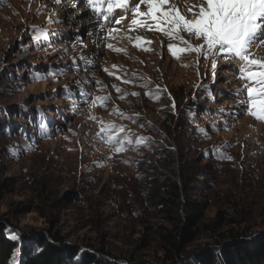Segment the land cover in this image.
Returning a JSON list of instances; mask_svg holds the SVG:
<instances>
[{"label": "rangeland", "instance_id": "rangeland-1", "mask_svg": "<svg viewBox=\"0 0 264 264\" xmlns=\"http://www.w3.org/2000/svg\"><path fill=\"white\" fill-rule=\"evenodd\" d=\"M197 2L169 0L188 16L187 8ZM41 5L45 7L37 15ZM125 16L121 24L114 23ZM99 18L85 0H0V221L6 222V236L17 243L7 261L0 257V264H26L22 249L32 246L34 232L76 246L81 250L76 261L82 252H106L105 257L118 262L142 258L168 264L152 231L161 219L146 198L178 167L184 176L188 174L194 198L206 204L197 237L186 250L213 243L230 231L247 237L263 230L264 121L235 107L239 103L235 92L244 83L236 63L219 59L213 83L209 60L201 58L197 65L196 54L173 57L167 45L176 41L160 32H128L133 17L123 10H117L107 24L122 35L103 41L122 50L97 47L103 35L95 22ZM32 26L48 30L46 42L32 40ZM137 33L149 36L151 44L128 38ZM81 53L95 58L94 68L81 66L59 76L32 79L37 72L70 67L74 57L79 62ZM253 53L264 59V44L254 46ZM125 72L145 79L131 77L133 82L126 84ZM93 74L102 83H89ZM201 80L210 85L211 95L197 90ZM77 82L93 98L110 95L111 101L101 107L99 101L92 106L90 100H79L80 107L73 109L64 89L67 85L75 92ZM114 85L122 91L118 93ZM156 86L166 91L156 98L145 95ZM124 93L129 94L120 99ZM218 109L226 111L220 114ZM234 111L240 113L235 118ZM119 112L139 113L140 120L124 119ZM101 120L153 137L151 146L114 154L96 136ZM141 122L148 123L140 128ZM218 122H227V128ZM213 123H218V130L210 129ZM45 126L48 135L43 134ZM225 154L232 159L222 158ZM218 212L234 223L208 229L214 227Z\"/></svg>", "mask_w": 264, "mask_h": 264}, {"label": "snow or ice", "instance_id": "snow-or-ice-1", "mask_svg": "<svg viewBox=\"0 0 264 264\" xmlns=\"http://www.w3.org/2000/svg\"><path fill=\"white\" fill-rule=\"evenodd\" d=\"M60 0H54V3H59ZM88 4L90 11L95 12L99 19L95 22L98 25V32L102 35V43L97 47L106 46L108 49L114 51H121L122 49L114 48L111 43L104 44L109 37L122 35L120 29H108L107 24L113 22L115 12L123 10L126 14H132L131 26L128 32H135L137 29H145L147 31H157L162 33L169 40L176 41V43H169L167 50L175 58H180V54H196L197 65L201 58L209 60L213 70V83L215 82V69L217 61L223 59L225 61H233L237 65L239 73L238 78L244 83L236 90L235 95L239 99V103L235 106L237 109L243 108L244 114L252 116L257 121H264V59L256 58L253 53V47H259L264 44V0H198L196 4L187 8L191 13L190 16L182 15L177 10L176 5L169 3V0H138L134 3L133 0H85ZM141 5H146V11H141ZM45 5H41L37 10V15ZM50 14L49 20L51 22ZM121 17L114 19L116 25L121 24L123 19ZM142 18V19H141ZM59 22V21H56ZM33 35L32 40L36 43L46 42L47 37L50 35L47 29L41 26H32ZM136 41H144L146 44H151V41L145 40L144 37L136 35ZM196 41L193 43L192 41ZM259 42V43H257ZM82 43V41H78ZM145 51H150V48L145 47ZM67 49L64 53L67 54ZM94 57L84 56L82 53L77 58H73V63L69 67L67 65L56 68L55 70L47 73H35L32 77L33 80L47 79L50 76H59L65 71L79 70L81 66L87 70L88 67H95ZM188 66V65H185ZM113 68L118 67L113 65ZM109 75H115L108 69H103ZM123 82L128 84L132 83L131 77L138 80L145 79L144 77L137 76L136 73L128 74L125 72ZM120 79L121 77H117ZM89 83L95 82L102 83L95 79L94 74L88 81ZM146 83H151L150 80ZM119 93L122 90L119 87L113 86ZM203 89L206 95H211L210 85L201 83L197 85V90ZM55 91V90H54ZM166 91V88L156 86L154 91L145 93L150 98H156L159 93ZM65 98L72 99V108L80 107L79 100L87 103L91 101V105L95 106L97 102H101L100 106L105 107L106 102L111 101L110 95L92 97L85 88L80 86L77 82L76 91L73 92L70 86H65ZM129 93H124L120 99H124ZM132 96H139L140 93L132 92ZM243 94V99H240ZM172 108L175 109V102L172 103ZM117 109H113L116 112ZM225 109H218L217 112L223 114ZM190 115L194 113L189 111ZM240 113L234 111L231 113L233 118L237 117ZM119 115L124 119L137 122L140 120V114L125 116L123 112ZM94 119V117H93ZM148 122L139 123L140 128L146 127ZM223 123L227 128V122ZM218 123L210 125V129L218 130ZM154 127V125L152 126ZM44 135H48L46 126L43 130ZM97 138L104 141L110 146L114 154H120L129 150L139 151L141 147L148 148L151 146L153 137L136 134L132 129L127 128L124 124H115L113 122L100 121V127L96 133ZM67 139V137H65ZM231 145H224L230 147ZM29 148L31 145L28 146ZM13 155L18 156L15 149H10ZM219 151V149H217ZM222 158L231 160V156L225 154ZM111 159V156L108 157ZM129 163V160H125ZM97 166H101L97 161ZM13 239H18L13 235Z\"/></svg>", "mask_w": 264, "mask_h": 264}, {"label": "trees", "instance_id": "trees-1", "mask_svg": "<svg viewBox=\"0 0 264 264\" xmlns=\"http://www.w3.org/2000/svg\"><path fill=\"white\" fill-rule=\"evenodd\" d=\"M182 171V174L179 172ZM174 176L161 178L156 189L150 191L147 203L161 223L153 224V234L168 264H264V229L252 236H244L238 231H230L226 236L204 244L191 251L186 247L198 234L206 204L194 198L189 176L176 168ZM234 220L218 212L213 221L218 226L231 225ZM6 222L0 221V257L8 260L17 243L6 236ZM33 244L23 247L26 264H152L139 258H129L126 262L110 260L104 254L81 252L76 246L65 244L52 234L33 233ZM32 247L36 250L32 251ZM143 247H146L144 242Z\"/></svg>", "mask_w": 264, "mask_h": 264}, {"label": "bare ground", "instance_id": "bare-ground-1", "mask_svg": "<svg viewBox=\"0 0 264 264\" xmlns=\"http://www.w3.org/2000/svg\"><path fill=\"white\" fill-rule=\"evenodd\" d=\"M137 35H139V33H137ZM135 36H136L135 34H131V35L128 36V38H132L133 40H135V39H134ZM139 36H140V35H139ZM141 37H142V36H141ZM144 38H145V37H144ZM149 38H150V37L147 36L145 39L151 41Z\"/></svg>", "mask_w": 264, "mask_h": 264}]
</instances>
